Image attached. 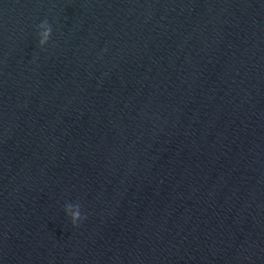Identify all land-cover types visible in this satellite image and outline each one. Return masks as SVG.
Instances as JSON below:
<instances>
[{"label":"water","instance_id":"1","mask_svg":"<svg viewBox=\"0 0 264 264\" xmlns=\"http://www.w3.org/2000/svg\"><path fill=\"white\" fill-rule=\"evenodd\" d=\"M0 264H264V0H0Z\"/></svg>","mask_w":264,"mask_h":264},{"label":"clouds","instance_id":"2","mask_svg":"<svg viewBox=\"0 0 264 264\" xmlns=\"http://www.w3.org/2000/svg\"><path fill=\"white\" fill-rule=\"evenodd\" d=\"M37 28H43L44 31L39 33L41 39L39 40V45H44L50 38L51 35V26L48 24L47 20L42 21L39 25H37ZM77 211L72 214L71 222L73 226L77 225V222L82 220L83 218L81 217L80 214V206L79 204L76 205Z\"/></svg>","mask_w":264,"mask_h":264}]
</instances>
